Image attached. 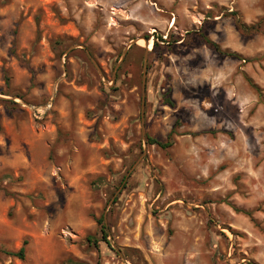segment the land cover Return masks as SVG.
<instances>
[{
    "label": "rangeland",
    "instance_id": "1",
    "mask_svg": "<svg viewBox=\"0 0 264 264\" xmlns=\"http://www.w3.org/2000/svg\"><path fill=\"white\" fill-rule=\"evenodd\" d=\"M0 264H264V0H0Z\"/></svg>",
    "mask_w": 264,
    "mask_h": 264
},
{
    "label": "trees",
    "instance_id": "2",
    "mask_svg": "<svg viewBox=\"0 0 264 264\" xmlns=\"http://www.w3.org/2000/svg\"><path fill=\"white\" fill-rule=\"evenodd\" d=\"M148 39V37H146ZM161 38V37H160ZM207 43L210 44L211 46H213L215 49L219 50L218 46L210 41L209 39H206ZM158 43H154V46H157ZM147 142L151 145L155 144L158 145L161 148H168L173 144V140L171 139V133L167 136L166 140H159L150 136H147ZM123 179H125V176L123 177ZM97 223L100 225V232H102L103 236H102V240H104L108 245L109 242L107 241V233H106V225L104 223V216L100 215L97 219ZM87 240L89 242H95V238L94 237H87ZM25 244L26 242L24 241L23 245L17 250V251H6L3 250V252L9 256H14L20 260H24V256H25Z\"/></svg>",
    "mask_w": 264,
    "mask_h": 264
},
{
    "label": "water",
    "instance_id": "3",
    "mask_svg": "<svg viewBox=\"0 0 264 264\" xmlns=\"http://www.w3.org/2000/svg\"><path fill=\"white\" fill-rule=\"evenodd\" d=\"M147 42H148V41L146 40V44H147ZM125 53H126V50H125L124 53H123V57H124ZM123 57H122V58H123ZM144 82H145V71H144V77H143V91H144V88H145Z\"/></svg>",
    "mask_w": 264,
    "mask_h": 264
},
{
    "label": "bare ground",
    "instance_id": "4",
    "mask_svg": "<svg viewBox=\"0 0 264 264\" xmlns=\"http://www.w3.org/2000/svg\"><path fill=\"white\" fill-rule=\"evenodd\" d=\"M142 40V39H141ZM141 40H138V42H142ZM149 42V41H148ZM147 47H151V42H149L148 44H146Z\"/></svg>",
    "mask_w": 264,
    "mask_h": 264
}]
</instances>
